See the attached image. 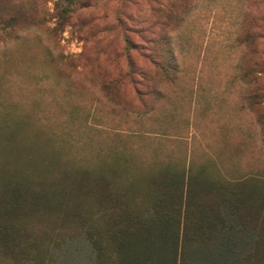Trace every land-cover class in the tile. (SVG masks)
Listing matches in <instances>:
<instances>
[{"label":"rangeland","instance_id":"obj_1","mask_svg":"<svg viewBox=\"0 0 264 264\" xmlns=\"http://www.w3.org/2000/svg\"><path fill=\"white\" fill-rule=\"evenodd\" d=\"M23 1L31 18L19 37L0 36V96L20 123L21 156L36 148L56 173L90 167L118 186L190 155L212 172L264 176V73L243 78L255 49L264 56V0H180L192 7L181 42L158 12L166 0H74L65 21L67 0ZM254 24L262 37L245 39ZM156 38L159 49L187 50L168 74L147 58ZM92 259L81 239L55 264Z\"/></svg>","mask_w":264,"mask_h":264},{"label":"trees","instance_id":"obj_2","mask_svg":"<svg viewBox=\"0 0 264 264\" xmlns=\"http://www.w3.org/2000/svg\"><path fill=\"white\" fill-rule=\"evenodd\" d=\"M179 1L166 0L158 12L180 42L189 41L179 29L192 7ZM73 4L61 6L60 21ZM29 14L23 0H0V36L11 38ZM253 28L245 39L262 37V27ZM177 51L155 45L147 58L168 74L177 55L187 53L183 46ZM254 53L243 78L264 73V56ZM10 117L0 96V264H55L57 251L81 239L91 247L92 264H264V176L237 168L225 176L222 167L212 172V163L191 155L152 165L124 186L108 172L97 178L90 167L56 173L36 148L21 156L13 130L20 123L13 126Z\"/></svg>","mask_w":264,"mask_h":264},{"label":"crops","instance_id":"obj_3","mask_svg":"<svg viewBox=\"0 0 264 264\" xmlns=\"http://www.w3.org/2000/svg\"><path fill=\"white\" fill-rule=\"evenodd\" d=\"M221 174H222V175H225V176L227 175L224 171H223V172L221 171Z\"/></svg>","mask_w":264,"mask_h":264}]
</instances>
